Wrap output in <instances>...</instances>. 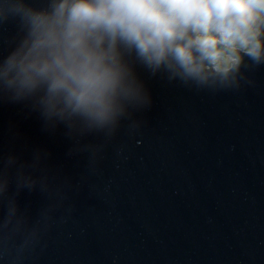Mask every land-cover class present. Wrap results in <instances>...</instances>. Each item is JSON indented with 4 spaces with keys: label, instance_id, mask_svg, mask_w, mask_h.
<instances>
[{
    "label": "water",
    "instance_id": "1",
    "mask_svg": "<svg viewBox=\"0 0 264 264\" xmlns=\"http://www.w3.org/2000/svg\"><path fill=\"white\" fill-rule=\"evenodd\" d=\"M21 37L0 20V60ZM135 69L102 129L0 94V264H264V64L238 87Z\"/></svg>",
    "mask_w": 264,
    "mask_h": 264
},
{
    "label": "clouds",
    "instance_id": "2",
    "mask_svg": "<svg viewBox=\"0 0 264 264\" xmlns=\"http://www.w3.org/2000/svg\"><path fill=\"white\" fill-rule=\"evenodd\" d=\"M9 16L22 37L0 60V94L88 128L114 126L142 90L136 63L196 87H238L264 64V0H2Z\"/></svg>",
    "mask_w": 264,
    "mask_h": 264
}]
</instances>
